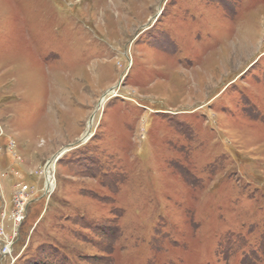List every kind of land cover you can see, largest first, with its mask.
Segmentation results:
<instances>
[{"label":"rangeland","instance_id":"1","mask_svg":"<svg viewBox=\"0 0 264 264\" xmlns=\"http://www.w3.org/2000/svg\"><path fill=\"white\" fill-rule=\"evenodd\" d=\"M40 263L264 264V0H0V264Z\"/></svg>","mask_w":264,"mask_h":264},{"label":"water","instance_id":"2","mask_svg":"<svg viewBox=\"0 0 264 264\" xmlns=\"http://www.w3.org/2000/svg\"><path fill=\"white\" fill-rule=\"evenodd\" d=\"M116 93V91L114 90V88H111V89H109L104 95H103V98H102V100H101V102H100V104H99V107H101L102 106V104H103V101L105 100V98L107 97V96H112V95H114ZM93 118H94V115L91 117V119H90V124H89V128H88V130L85 132V134L82 136V138L79 140V142H85L86 140H87V138L90 136V134H91V125H92V121H93ZM65 150H67V148L65 149ZM66 152V151H65ZM65 152H63V153H65ZM62 153V154H63ZM55 159H58L56 156H55ZM53 160V159H52ZM51 160V161H52ZM51 161H50V163H51ZM50 188V187H49ZM49 188H47V190H49Z\"/></svg>","mask_w":264,"mask_h":264},{"label":"bare ground","instance_id":"3","mask_svg":"<svg viewBox=\"0 0 264 264\" xmlns=\"http://www.w3.org/2000/svg\"><path fill=\"white\" fill-rule=\"evenodd\" d=\"M88 130V129H87ZM66 150H62V151H60V153H58V155L56 156L57 158H60V157H58V156H60L63 152H65ZM58 160V159H57ZM57 160H52L51 161V164H50V167H46V169H47V175H48V184H47V187H50V188H52L53 187V181H54V179H52L53 178V172H54V166H55V163H56V161ZM49 185V186H48Z\"/></svg>","mask_w":264,"mask_h":264},{"label":"trees","instance_id":"4","mask_svg":"<svg viewBox=\"0 0 264 264\" xmlns=\"http://www.w3.org/2000/svg\"><path fill=\"white\" fill-rule=\"evenodd\" d=\"M41 264V263H40Z\"/></svg>","mask_w":264,"mask_h":264}]
</instances>
